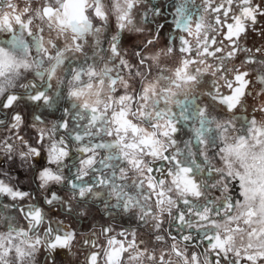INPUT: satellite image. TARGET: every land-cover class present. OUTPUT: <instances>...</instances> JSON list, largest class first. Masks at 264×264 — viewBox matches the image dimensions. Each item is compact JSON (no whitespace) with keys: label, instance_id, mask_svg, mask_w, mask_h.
I'll return each mask as SVG.
<instances>
[{"label":"snow or ice","instance_id":"snow-or-ice-1","mask_svg":"<svg viewBox=\"0 0 264 264\" xmlns=\"http://www.w3.org/2000/svg\"><path fill=\"white\" fill-rule=\"evenodd\" d=\"M0 113V264H264V0H0Z\"/></svg>","mask_w":264,"mask_h":264},{"label":"rangeland","instance_id":"rangeland-1","mask_svg":"<svg viewBox=\"0 0 264 264\" xmlns=\"http://www.w3.org/2000/svg\"><path fill=\"white\" fill-rule=\"evenodd\" d=\"M21 110L23 112H21ZM34 111L36 112V114H39V112L42 110H34L31 105H28V106L21 105V108L19 109V112H21L25 115L27 123L32 122V117H33ZM59 115H60L59 112H53V113H49L47 111L44 112L45 119L48 123H51L52 121H54ZM24 129H27V132L24 134H22V133L21 134L25 136V139H30L32 142L34 140V136H35L31 132L33 130V128L30 129L29 127H26ZM17 147H19L18 142H17ZM38 161L39 162L37 163L36 167H40L44 163L43 159L38 158ZM0 162H1L0 163V169H3L4 171H7L10 173V176L12 178L11 182L13 184L19 183V186L22 189L27 190V191H35L36 184L33 182L34 173H33V171L28 170L26 165L22 168L20 166V161L18 159L15 162H9L3 156H0ZM0 178H5V177H0ZM238 189H239L238 183L233 182L231 184V192H232L233 196L236 198L239 197ZM0 202H3L2 198H0ZM4 211H7V210H4ZM92 214L95 216L96 221L99 223L104 224V223L110 222L109 218L106 215H104L102 209L99 206H97L93 209ZM62 219H64L65 224L68 225L71 229H76L78 227L86 229L88 227V223H89L88 221L77 222V220L73 219L72 217H62ZM118 220H119V222L126 221L127 224H131V225L138 223L139 225L134 226L135 228L133 227L134 229H136L137 235L142 234L144 232V231H142V229L145 226L141 225L134 217L125 216L122 219L118 218ZM113 224H115V222H113ZM22 226H23V222H22ZM79 248H81V245L79 242H76L75 245L73 246V249L78 250ZM40 259L42 260V257Z\"/></svg>","mask_w":264,"mask_h":264},{"label":"flooded vegetation","instance_id":"flooded-vegetation-1","mask_svg":"<svg viewBox=\"0 0 264 264\" xmlns=\"http://www.w3.org/2000/svg\"><path fill=\"white\" fill-rule=\"evenodd\" d=\"M150 3L153 5H161L163 7L165 4L170 3V0H150ZM197 3H199V0H197ZM158 19H160L161 22H163V18H158ZM168 19L170 21L171 17L169 16ZM125 36H127V33L125 34ZM142 39H143V37L133 36L131 39H128L126 41L124 46L128 50L129 54L132 52L134 46L136 44L140 43V41ZM247 43L249 46H252L253 44L261 43V41H260V38L258 36H256L255 34H251V35H249V37L247 39ZM251 103H252V101H251V99H249V104L251 105ZM20 108H21V106L16 108L15 110L19 111ZM250 111H251V108H249V112ZM21 112H23V111L21 110ZM10 114L11 113L9 112V116H10ZM3 118H4V113H0V119H3ZM25 121H26V118H25ZM26 124H27V121H26ZM29 128L31 129V127H29ZM21 130H22L21 131L22 134L27 132V129L22 128ZM31 132L35 135V129H33ZM9 135H10L9 131L4 126H0V139H3ZM32 143H35V141L33 140ZM108 223H104V224L107 225ZM136 225H139V224L135 223V224L131 225V224H127L126 221H123V222H118V223L113 224V227L118 232L121 230V228H133ZM142 231H144V232L142 234L137 235V239L147 238L148 232H147L146 227H143ZM99 242L104 243V237L103 236L100 237ZM83 258L84 257H83V249L82 248H79L78 250H74L72 248L71 252H68L67 250L62 251L60 253V255L57 257V261H58V264H83Z\"/></svg>","mask_w":264,"mask_h":264}]
</instances>
